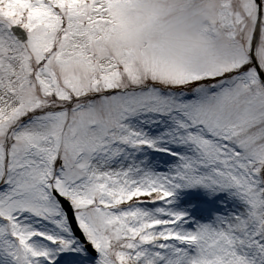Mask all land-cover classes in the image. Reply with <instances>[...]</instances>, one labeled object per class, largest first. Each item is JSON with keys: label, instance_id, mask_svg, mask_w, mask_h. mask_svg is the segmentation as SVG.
Returning <instances> with one entry per match:
<instances>
[{"label": "snow or ice", "instance_id": "obj_1", "mask_svg": "<svg viewBox=\"0 0 264 264\" xmlns=\"http://www.w3.org/2000/svg\"><path fill=\"white\" fill-rule=\"evenodd\" d=\"M0 264H264V0H0Z\"/></svg>", "mask_w": 264, "mask_h": 264}]
</instances>
